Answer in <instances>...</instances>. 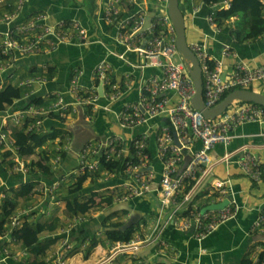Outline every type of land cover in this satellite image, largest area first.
<instances>
[{
	"label": "built area",
	"instance_id": "built-area-1",
	"mask_svg": "<svg viewBox=\"0 0 264 264\" xmlns=\"http://www.w3.org/2000/svg\"><path fill=\"white\" fill-rule=\"evenodd\" d=\"M124 0H108L104 12L107 24L116 28V41L124 45L126 51H135L141 57L138 67L159 69L158 73L149 76L141 88L137 100L124 103L116 113V119L121 129H132L147 124L155 117L163 116L165 123L159 126L155 137L157 157L162 162V170L153 168V158L149 152V135L142 132L133 136L112 134L97 138L86 143L78 153L76 173L96 172L101 161H121L123 175L115 171L103 170L100 176L105 179H120L123 181L124 193L121 200L132 197L154 195L158 199L155 227L150 235L130 241H115L106 257H101L95 264L111 261L118 254L128 253L138 257L145 246L164 248L167 243L158 240L155 231L164 227H173L181 231H189L200 239L214 232L223 223L231 219L239 210L228 180L214 175L215 168L220 164H229L236 154L242 153L238 165L242 173L251 181L261 183L264 175V165L261 158L247 150L246 146L234 151L214 156L217 145L227 148L236 128L244 123L253 122L264 125V106L243 100L233 101L226 110L215 118H207L196 109L191 100L195 94L194 81L190 68L176 46V32L168 13V0H159L160 13L151 19L149 27H145L148 14L145 9H139L135 15L123 16L121 4ZM131 4L135 0H128ZM27 0H0L6 11L0 16V89L7 85L6 78L11 76L10 69L22 57L31 54H41L54 50L60 44L77 41L88 43L87 31L77 20H58L54 23L45 21L44 13H37L22 21H16ZM230 7L229 0L213 3V7ZM215 10V8H214ZM208 20L215 31L220 26L214 20V11ZM159 30V31H158ZM198 58L203 75L202 99L207 107L217 105L225 93L235 89H250L256 82L264 81V63L251 65L246 61H237L230 72L224 74L222 59H212L205 47L200 43L190 45ZM119 58H125L124 53L112 49L108 51ZM226 49L224 55H229ZM81 69H75L70 80V90L75 103L65 101L63 96H57L51 101L50 107H34L30 105L17 111L8 107L0 111V148L14 150L15 139L12 130L21 127L27 119H32L28 130L39 129L43 114L56 112L61 116L75 113L78 107L84 108L86 119L91 118L97 108L111 110V102L120 94V90L112 84L111 64L101 61L95 68V86L85 88L80 79ZM35 80L28 79L22 84L32 85ZM101 88V92H99ZM107 88V89H106ZM112 88L113 92L107 90ZM107 99L105 104L100 99ZM175 137L178 143L175 142ZM67 145V144H66ZM66 147L57 148L55 167L62 160V152ZM15 156L14 170L26 175L27 167ZM5 184L0 175V188ZM60 180L50 185L41 183L37 189L49 193L57 189ZM210 199L201 203L202 198ZM6 199L0 194V204ZM228 199V203L220 209L202 208L212 203ZM1 212V210H0ZM25 211H16L8 218L7 228L14 231L20 228ZM1 216V214H0ZM264 227V210L252 225V230H262ZM158 235V234H157ZM70 248V246H68ZM261 256L264 254V244L258 245ZM59 264H66L63 254L58 259ZM264 264V260H262Z\"/></svg>",
	"mask_w": 264,
	"mask_h": 264
},
{
	"label": "crops",
	"instance_id": "crops-1",
	"mask_svg": "<svg viewBox=\"0 0 264 264\" xmlns=\"http://www.w3.org/2000/svg\"><path fill=\"white\" fill-rule=\"evenodd\" d=\"M107 3L108 0H27L16 20L22 21L37 13H44L47 23L58 20H77L87 31L88 43L70 41L46 53L31 54L18 60L11 67V76L7 77L6 81L7 84L21 87L23 96L8 106L11 111L28 108L27 104L31 105V102L37 98L42 99L44 104H32V106L47 109L58 95L63 96L66 102L74 104L75 98L70 90L73 72L75 69H81L83 71L81 84L87 89H92L96 82L95 68L103 60L111 64L112 84L120 90L121 94L110 103V111L102 107L97 108L88 120L85 117L84 108L81 107H78L75 113L69 112L62 116L63 121L49 116V113L40 116L43 121L39 129L44 132L58 127L67 129L70 133L65 135L64 139L57 138L45 143L44 150L51 152L53 156L59 146L66 147V151L56 167L54 158H51L54 164L53 175L42 174L38 177L34 188L35 193L19 198L14 212L25 211L26 209L22 210L19 207L24 203H31L32 207L25 211L24 218L27 216L26 219L42 223H49L54 218H58L55 230L40 234L42 241L54 239V242L44 255H36L13 237L12 232L7 228V223L2 226L0 224V264H59L58 259L61 254L66 264H95L102 256L106 257L105 255L112 247V243L107 238V230L114 228L124 230L127 226L134 225L135 240L150 235L155 227L158 199L154 195H146L154 201L152 209H149L150 205L143 201L135 200L142 196L122 201L124 187L120 179H105L101 176L91 178L89 175L79 191L75 193H71L70 190L65 191L72 182L71 179L79 175L76 173L79 151L89 141L112 135L113 133H107L108 130L118 131L115 134L122 130L127 136L147 132L149 152L153 158V168L158 172V176L163 167L157 157L155 139L159 126L166 122L163 116L152 118L147 124L132 129H121L118 125L116 113L120 107L126 102L137 100L145 80L152 74L158 73L159 69L138 67L137 65L141 63L139 54L135 51H126L124 45L116 41V28L104 20ZM179 5L185 17L188 44L200 43L212 59H222L224 74L230 72L237 61L243 60L251 65L264 63V36L238 42L231 34L238 18H231L223 27H220L219 31H215L208 16L218 6L213 7V3L206 4L203 0H179ZM121 9L123 16L135 15L139 9H145L148 18L151 19L161 11L159 0H135L132 4L124 0ZM5 11L4 6L0 4V16ZM4 28L5 25L0 26V29ZM109 49L124 53L125 58L110 54ZM226 49L230 51L229 55H224ZM28 79L39 80H35L32 85L22 84ZM256 90L264 94V83ZM107 92L112 93V88H109ZM106 101L104 97L100 99L101 104H105ZM100 110L107 115L105 124L97 121ZM245 124L236 128L234 138L227 148L217 145L213 154L221 156L226 151L231 152L238 147L246 146L249 152L261 158L264 165V128L261 126L250 128L247 123ZM15 149L5 151L0 148V175L5 182L0 188V194L4 192L6 198L11 197V193L8 192L11 187L17 188L21 182L27 180L28 172L25 175L14 170V167L8 170L3 169L5 165L1 160L10 158L14 160L17 155ZM10 151L11 156L1 158ZM241 157L242 153H238L229 164H220L213 171L216 177L228 180V185L239 205V210L231 219L200 239L189 231H181L170 226L161 228L160 231H155L154 235L158 236L157 241L164 240L167 243L164 248L156 245L145 246L138 257L122 253L104 264H155L157 262L263 264L257 246L264 244V227L260 231H253L252 225L261 210H264V182H253L242 173L237 162ZM19 159L25 166L26 162L30 161V158L20 157ZM12 172L17 176H13ZM57 179L60 180V185L52 192V195L37 191L40 182L50 185ZM90 192L113 194L112 203L102 206L95 213L81 214L73 218L66 217L64 209L67 201L74 198L87 199L91 196ZM37 196L41 199L44 197L47 201L45 203L41 199L38 201ZM209 199L210 197L202 198L201 203ZM48 200L51 202L49 203ZM55 204L58 205V209L54 207ZM1 218L0 216V223ZM115 224L118 226L114 227ZM139 229H142L144 236L138 233ZM93 240H96L97 244L91 247ZM72 249L75 253L68 257L67 254Z\"/></svg>",
	"mask_w": 264,
	"mask_h": 264
},
{
	"label": "trees",
	"instance_id": "trees-1",
	"mask_svg": "<svg viewBox=\"0 0 264 264\" xmlns=\"http://www.w3.org/2000/svg\"><path fill=\"white\" fill-rule=\"evenodd\" d=\"M206 4L219 3L223 0H203ZM230 7L228 9L224 7H217L214 10V20L220 27L225 25V22L231 20V18H238L235 28L232 30V35L238 42L245 40H252L258 36H264V1L262 0H229ZM159 31V30H158ZM228 94L225 93L223 98ZM23 96V90L21 87L7 84L0 89V111L5 110L8 106L12 105L16 99ZM43 105V101L37 98L31 102V105ZM30 106V104H27ZM70 112V111H69ZM49 116L57 118L61 121L64 117L58 113L51 112ZM42 118V117H39ZM29 122L26 120L21 127H16L12 130L13 138L15 139V152L21 158H30L29 166L31 172L27 175V180L21 182V184L14 188L11 187L8 192L11 193V197L6 198L0 204L1 214V226L9 221L10 215L14 213L18 205V199L21 197H27L32 194L36 186V179L42 174L53 175V165L51 158L55 157L59 152L55 151V154L51 155V152L44 150L43 146L49 141H54L57 138L64 139L65 135H69L67 129L55 127L49 131L44 132L41 129L28 130ZM39 152L40 158L35 156ZM64 152H62L63 155ZM11 156V151L7 152L4 157ZM11 165L13 163L11 162ZM53 169V170H52ZM110 170L115 171L117 175H123V165L121 161H101L100 169L96 172H86L79 175L75 181L74 186L70 189L71 193H75L82 188V183L86 180L87 176L91 178L100 177L101 171ZM264 181V175H263ZM22 181V180H21ZM113 194H102L100 192H92L91 196L87 199L74 198L68 200L64 209V214L68 218H73L77 215L86 214L92 211L94 208L98 210V207L107 206L112 203ZM25 216L20 228L12 231L13 237L21 241L22 246L29 248L36 255H44L46 250L54 242V239H48L42 241L40 234L44 231H53L57 227L59 221L58 218H54L52 222L42 223L40 221H33L26 219ZM115 224L114 227H117ZM134 225L127 226L124 230L109 229L106 231L108 240L113 243L115 241H130L134 239L135 234ZM96 240H93L91 247L96 246ZM75 250L69 251L67 256L74 255ZM261 260H264V254L261 255ZM155 264H165L163 262H157Z\"/></svg>",
	"mask_w": 264,
	"mask_h": 264
},
{
	"label": "water",
	"instance_id": "water-1",
	"mask_svg": "<svg viewBox=\"0 0 264 264\" xmlns=\"http://www.w3.org/2000/svg\"><path fill=\"white\" fill-rule=\"evenodd\" d=\"M168 13L172 19V23L176 32V46L179 53L183 56L184 60L190 68V74L194 81L195 94L191 100L193 106L201 111L207 118H215L221 114L227 107L235 100H243L248 102H254L256 104L264 106V94L251 89H235L229 92L217 105L213 107H207L202 99L203 92V75L200 62L196 57L194 51L188 44L186 37V23L184 14L180 8L179 0H168ZM151 24V18L147 19L145 27H149ZM101 92V88H99ZM175 142L178 143L175 137ZM228 203V199H225L219 203H212L202 208V212L209 209H220Z\"/></svg>",
	"mask_w": 264,
	"mask_h": 264
},
{
	"label": "rangeland",
	"instance_id": "rangeland-1",
	"mask_svg": "<svg viewBox=\"0 0 264 264\" xmlns=\"http://www.w3.org/2000/svg\"><path fill=\"white\" fill-rule=\"evenodd\" d=\"M178 57L179 58H183V56L181 55V54H179L178 55ZM264 83V81H262V82H256V83H254L253 85H252V87L250 88L251 90H253V88H254V90H256V88H260L261 87V84H263ZM257 91V90H256ZM259 92V91H258ZM108 118H107V115H105L104 113H102V111L100 110V113H99V116H98V119H97V121L99 122V121H101L102 123H104L105 124V121L107 120ZM27 121L29 122V126L31 125V123H32V119H27ZM245 124V123H244ZM243 125V124H242ZM246 125V124H245ZM247 126H249L250 128H253V127H258V126H261V127H263L264 128V125H262V124H259V123H253V122H249V123H247ZM115 132H118V131H116V130H114V131H111V130H108L107 131V133L109 134V133H113V134H115ZM116 134H121V135H124V132L121 130L119 133H116ZM41 151V149H38L37 150V155L35 156L36 158H40V156H39V152ZM1 158H4V156L3 157H1ZM54 159L56 158V156L55 157H53ZM2 161V163L5 165L4 167H3V169H5V170H8L9 168H13L14 167V165H15V161L14 160H11V158L10 159H3V160H1ZM11 162L13 163V165H11ZM27 163V175L29 174V173H32L31 172V168H30V166H29V161L28 162H26ZM52 165L54 166V164L52 163ZM13 170V169H12ZM12 170H10V171H12ZM12 175L13 176H17V174H15V173H13L12 172ZM79 175H75L74 176V179H71V183L67 186V188H66V192L67 191H69L73 186H74V184H75V181H76V179H77V177H78ZM84 183V182H83ZM82 183V184H83ZM38 192H40L41 193V190H37ZM33 193H35V192H33ZM90 194H91V192H90ZM48 198L50 199V197L48 196ZM36 199L38 200V201H40V199H41V197H36ZM42 201H43V203H45L47 200L43 197L42 199H41ZM52 200H54V199H52ZM136 201H143L144 203H146V204H148V205H150V207H149V209H152L153 208V206H154V201L152 200V198L151 197H149V196H142V197H139V199H135ZM48 202L50 203L51 202V200H48ZM31 205V203H24L23 205H21V207H19L20 209H26L27 211L32 207V206H30ZM57 204H55L54 205V207H56V209H58L57 208ZM60 207V206H59ZM101 207H98V209H100ZM25 210V211H26ZM26 211V212H27ZM33 211H35V210H33ZM97 210H96V208H94L92 211H90L89 213H95ZM25 215V214H24ZM24 217V216H23ZM167 229H169V228H167ZM138 233L139 234H141V235H143V232H142V229L140 230L139 229V231H138ZM144 236V235H143Z\"/></svg>",
	"mask_w": 264,
	"mask_h": 264
},
{
	"label": "clouds",
	"instance_id": "clouds-1",
	"mask_svg": "<svg viewBox=\"0 0 264 264\" xmlns=\"http://www.w3.org/2000/svg\"><path fill=\"white\" fill-rule=\"evenodd\" d=\"M263 1V0H262Z\"/></svg>",
	"mask_w": 264,
	"mask_h": 264
}]
</instances>
